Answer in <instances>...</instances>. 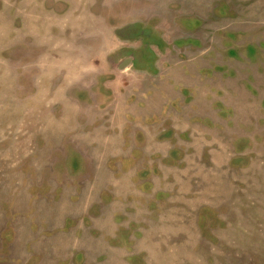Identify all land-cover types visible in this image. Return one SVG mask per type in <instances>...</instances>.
Returning a JSON list of instances; mask_svg holds the SVG:
<instances>
[{"label":"rangeland","instance_id":"obj_1","mask_svg":"<svg viewBox=\"0 0 264 264\" xmlns=\"http://www.w3.org/2000/svg\"><path fill=\"white\" fill-rule=\"evenodd\" d=\"M0 264H264V0H0Z\"/></svg>","mask_w":264,"mask_h":264},{"label":"water","instance_id":"obj_2","mask_svg":"<svg viewBox=\"0 0 264 264\" xmlns=\"http://www.w3.org/2000/svg\"><path fill=\"white\" fill-rule=\"evenodd\" d=\"M130 58H126L124 59L123 61H121L119 64H118V68L119 69H123L129 62H130Z\"/></svg>","mask_w":264,"mask_h":264}]
</instances>
